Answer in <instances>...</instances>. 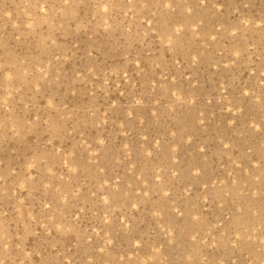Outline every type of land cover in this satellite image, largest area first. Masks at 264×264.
<instances>
[{
  "label": "rangeland",
  "instance_id": "1",
  "mask_svg": "<svg viewBox=\"0 0 264 264\" xmlns=\"http://www.w3.org/2000/svg\"><path fill=\"white\" fill-rule=\"evenodd\" d=\"M0 264H264V0H0Z\"/></svg>",
  "mask_w": 264,
  "mask_h": 264
}]
</instances>
